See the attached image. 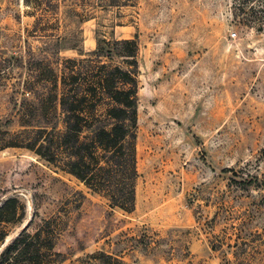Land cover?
Segmentation results:
<instances>
[{"label": "rangeland", "instance_id": "obj_1", "mask_svg": "<svg viewBox=\"0 0 264 264\" xmlns=\"http://www.w3.org/2000/svg\"><path fill=\"white\" fill-rule=\"evenodd\" d=\"M103 1L0 0V196L25 204L6 244L37 204L61 217L56 264H264V16L239 0ZM98 38L138 48L129 214L34 153L49 135L33 129L62 130L63 61Z\"/></svg>", "mask_w": 264, "mask_h": 264}, {"label": "trees", "instance_id": "obj_2", "mask_svg": "<svg viewBox=\"0 0 264 264\" xmlns=\"http://www.w3.org/2000/svg\"><path fill=\"white\" fill-rule=\"evenodd\" d=\"M122 1L126 0H109L107 7L118 6ZM239 1L255 3L264 16V0ZM85 2L95 9L106 7L103 0ZM23 3L29 9L37 8V0H23ZM51 8L54 10L58 5ZM243 10L242 6L240 11ZM52 37L57 42L60 39ZM54 51V63L58 66L60 50ZM137 52L133 39L98 38L93 52L79 54V59L64 60L62 77L54 82L59 92L55 94L53 107L55 116L61 117L62 130L57 126L33 129L37 143L45 134L49 135L34 152L37 156L101 195L111 208L126 214L134 210L137 178ZM114 59L120 60L122 66L112 64ZM61 157L58 166L55 163ZM24 216L25 204L18 197L0 196V264L58 263L60 254L53 253V245L61 231V217L57 214L41 218L37 204L33 206L31 220L6 244L7 227L21 224ZM32 225L35 229L30 232Z\"/></svg>", "mask_w": 264, "mask_h": 264}]
</instances>
